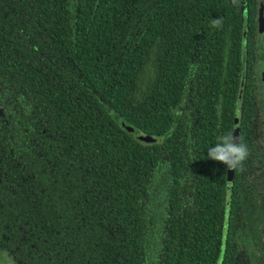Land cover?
Wrapping results in <instances>:
<instances>
[{"label":"trees","instance_id":"16d2710c","mask_svg":"<svg viewBox=\"0 0 264 264\" xmlns=\"http://www.w3.org/2000/svg\"><path fill=\"white\" fill-rule=\"evenodd\" d=\"M257 1L0 0V99L13 102L0 240L19 264H216L227 168L208 149L233 130L245 6L250 155L233 173L222 264H264V175L249 172L255 158L264 168ZM161 186L153 234L144 203Z\"/></svg>","mask_w":264,"mask_h":264},{"label":"flooded vegetation","instance_id":"af4514ba","mask_svg":"<svg viewBox=\"0 0 264 264\" xmlns=\"http://www.w3.org/2000/svg\"><path fill=\"white\" fill-rule=\"evenodd\" d=\"M256 26H255V46L252 49L254 53L253 63L256 65L255 77L252 80L253 88L256 91V112L254 118L256 119V139L258 142L259 149L264 148V0H258L256 9ZM262 22L261 28V37L258 40V31L260 23ZM4 110V112H3ZM13 113V102L11 99V95L1 97L0 99V122L4 119L8 121L11 119ZM3 120V121H4ZM234 121V120H233ZM233 132V130H232ZM264 158V157H263ZM262 159V163L260 164L264 166V160ZM259 160L255 158V163H253V168L249 171L251 174L257 170L260 171L262 175H264V168H257L259 165ZM248 172V173H249ZM0 264H19L13 257L11 250L0 240Z\"/></svg>","mask_w":264,"mask_h":264},{"label":"water","instance_id":"95a60500","mask_svg":"<svg viewBox=\"0 0 264 264\" xmlns=\"http://www.w3.org/2000/svg\"><path fill=\"white\" fill-rule=\"evenodd\" d=\"M246 6L243 9V17H242V49H241V66H240V79H239V86L236 95V104L234 110V121H233V134L237 137L238 142V134H239V126H240V112H241V104H242V95L245 86L246 80V52H245V41H246V31H247V23H246ZM262 22L259 26L258 36L257 39L259 40L261 37V28ZM145 141H151L152 138L150 136L141 137ZM233 173L234 170L227 169L226 174V200H225V214H224V222H223V229H222V238H221V250L219 257L217 259L216 264H222L225 245H226V236H227V227L229 221V213H230V206H231V196L233 191Z\"/></svg>","mask_w":264,"mask_h":264},{"label":"clouds","instance_id":"9594fccd","mask_svg":"<svg viewBox=\"0 0 264 264\" xmlns=\"http://www.w3.org/2000/svg\"><path fill=\"white\" fill-rule=\"evenodd\" d=\"M211 23L213 26H220L222 20L213 19ZM217 141L214 146L208 149V157L223 163L229 170H235L242 166L250 155L249 146L242 141V138L240 142H237V137L231 131L217 137Z\"/></svg>","mask_w":264,"mask_h":264},{"label":"rangeland","instance_id":"374dc122","mask_svg":"<svg viewBox=\"0 0 264 264\" xmlns=\"http://www.w3.org/2000/svg\"><path fill=\"white\" fill-rule=\"evenodd\" d=\"M255 175V173L253 172ZM251 176V175H250ZM163 186H161V190H156L152 195L150 196L148 202L145 201L144 203V208H145V217H146V222H147V228H149L152 233L156 232L160 226H163V224L159 223L160 221V216H159V209L161 207L160 203L162 202L163 199ZM149 241L148 245L150 247V243L153 241H150L152 239V235L149 234Z\"/></svg>","mask_w":264,"mask_h":264}]
</instances>
